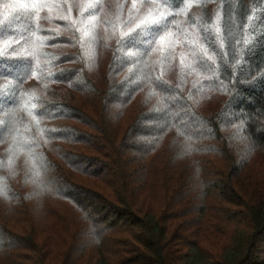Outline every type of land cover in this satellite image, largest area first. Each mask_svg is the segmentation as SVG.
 I'll list each match as a JSON object with an SVG mask.
<instances>
[{
	"label": "trees",
	"instance_id": "16d2710c",
	"mask_svg": "<svg viewBox=\"0 0 264 264\" xmlns=\"http://www.w3.org/2000/svg\"><path fill=\"white\" fill-rule=\"evenodd\" d=\"M163 1L220 4L184 67L0 0V264H264V0Z\"/></svg>",
	"mask_w": 264,
	"mask_h": 264
},
{
	"label": "rangeland",
	"instance_id": "374dc122",
	"mask_svg": "<svg viewBox=\"0 0 264 264\" xmlns=\"http://www.w3.org/2000/svg\"><path fill=\"white\" fill-rule=\"evenodd\" d=\"M68 1L72 2V7L76 5L87 10L95 5L93 0ZM99 10L96 18L98 24L94 28L96 31L99 29L98 32L101 34L99 36H102V39L105 40L113 34L110 29L115 28L118 20L122 33H125L123 43L127 46L132 45L133 52L138 51L137 55H140L139 52L151 53L152 61L164 60L169 66L176 67L178 65L184 67L186 65L183 64L191 63V58L200 47L201 26H205L207 20H211L213 26L217 25L220 16V4L216 1H188L182 8L173 10L163 0H108V2L104 0ZM144 20H155L157 23L151 28L143 25L138 28L137 25ZM109 42L114 43L113 38ZM201 62L202 59L200 62L196 60V63ZM208 98H210L208 95L206 100L197 97L195 104L205 101L210 108L214 103ZM66 209L63 207L59 210H63L66 216L68 214Z\"/></svg>",
	"mask_w": 264,
	"mask_h": 264
},
{
	"label": "snow or ice",
	"instance_id": "6c2138e0",
	"mask_svg": "<svg viewBox=\"0 0 264 264\" xmlns=\"http://www.w3.org/2000/svg\"><path fill=\"white\" fill-rule=\"evenodd\" d=\"M9 7H12V6L9 5ZM18 7L23 9V8H27L28 6L27 5H24V4H20ZM156 23L157 22L155 20H153V21L144 20V21L141 22L140 25H137V27L139 28V27H141L143 25L145 27L151 28Z\"/></svg>",
	"mask_w": 264,
	"mask_h": 264
}]
</instances>
